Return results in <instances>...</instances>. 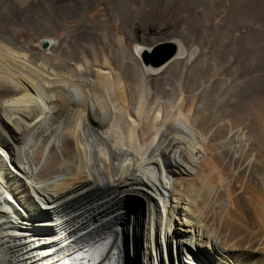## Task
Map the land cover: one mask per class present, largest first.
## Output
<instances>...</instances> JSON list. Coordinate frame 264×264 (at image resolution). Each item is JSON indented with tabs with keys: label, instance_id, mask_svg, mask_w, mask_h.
I'll use <instances>...</instances> for the list:
<instances>
[{
	"label": "bare ground",
	"instance_id": "obj_1",
	"mask_svg": "<svg viewBox=\"0 0 264 264\" xmlns=\"http://www.w3.org/2000/svg\"><path fill=\"white\" fill-rule=\"evenodd\" d=\"M35 2L0 4V264H264V95L251 112L250 92L232 93L245 80L219 78V61L203 74L227 2L198 19L199 40L179 26L187 44L133 50L127 38L152 40L147 22L165 20L154 0L25 15ZM100 3L119 30L81 18ZM166 42L171 58L143 61Z\"/></svg>",
	"mask_w": 264,
	"mask_h": 264
},
{
	"label": "rangeland",
	"instance_id": "obj_2",
	"mask_svg": "<svg viewBox=\"0 0 264 264\" xmlns=\"http://www.w3.org/2000/svg\"><path fill=\"white\" fill-rule=\"evenodd\" d=\"M0 1V4H4L3 7L6 6L7 9L11 8L10 4L12 0H6L5 2H3L4 0ZM36 1L37 2L35 3H27V5H29H25L23 7L25 15L27 13L29 15L36 13L39 14L41 12L42 7H48L51 10L60 8V6L63 7L62 5H64L67 0ZM225 2H227L225 8H228L229 10L225 13V18L228 16L226 20L231 21V23L221 21V25L219 26V28L215 27L216 29L212 28L211 30L207 31L208 33H204V36H206L205 40L207 41L206 46L209 47L208 52L210 64L208 65L203 74H205L207 77H210L214 72L213 65L216 61H219L220 66L217 70L218 77L230 78L229 76H233L234 78H238L239 80H245V84H240V88H234L232 90V93L237 94L238 92H240L241 87H244L245 89H247L248 94L250 92V107L255 106L256 108L257 104H260V102H262V105H264V0H154V3L159 6L161 5L160 8H158L160 9L161 14L163 13V15L165 16V20L161 21V19H156V21L151 20L150 22H147L148 25L151 23L149 25V29L153 27V30H150L151 33H153V35L150 34L152 35V40L146 39L145 41L140 42L127 38L128 44L129 47L133 50L135 44H142L145 47H150L154 43L164 41L166 40V38L168 39L175 36H179L180 38L182 37L184 42L187 44L188 36L174 34V28H177L179 26H184L186 29H188L187 31L189 35L193 34V37L199 40L198 38L201 36V32L204 30L202 24H199L200 22H197L198 19L206 17L208 15L210 22H212L215 13L222 11V9H225ZM211 5H213V7ZM107 11L108 10L104 4H95L93 6L88 7L87 10L81 15V18H84L87 23H97L99 20H102L106 23L107 26L110 22H112L113 29L119 30V28L110 19L109 11ZM24 14H22V16L20 14L19 18L23 17ZM19 18L18 21L20 22ZM0 24H3L4 26L8 25L7 20L2 16L0 17ZM121 26H123L122 23ZM237 28L240 29V31ZM62 29L64 30V27L60 25L58 28L59 31L57 33H62ZM159 29L162 30L161 33L156 32ZM197 33L200 34L198 35ZM233 33L235 34L234 36ZM195 34L197 35V37ZM16 35L20 40L24 41L27 46L32 47L35 50H43L45 53L49 52V46H47L46 48L43 46V42L47 40L37 34L35 35L31 27L27 26L20 28L19 26ZM166 35L167 37L165 39H162L163 36ZM73 67L77 68L78 66L76 63H74ZM145 75L155 76L153 74ZM258 95L259 97H261V99L263 98V101L260 100L259 102L258 100L259 103L255 102V98H257ZM246 101V107H249V99L247 98ZM253 102H255L256 105ZM253 110L255 109L253 108L251 112H253ZM132 255V253L131 256L123 254V256L116 258L115 262L116 264H128L132 261ZM133 260H135V256L133 257Z\"/></svg>",
	"mask_w": 264,
	"mask_h": 264
},
{
	"label": "water",
	"instance_id": "obj_3",
	"mask_svg": "<svg viewBox=\"0 0 264 264\" xmlns=\"http://www.w3.org/2000/svg\"><path fill=\"white\" fill-rule=\"evenodd\" d=\"M177 51L175 44L166 42L152 48L151 51H145L142 55L143 61L146 64L159 66L169 58H171Z\"/></svg>",
	"mask_w": 264,
	"mask_h": 264
}]
</instances>
